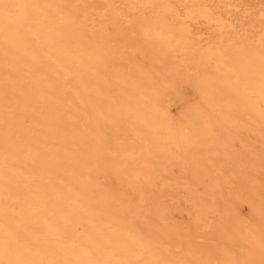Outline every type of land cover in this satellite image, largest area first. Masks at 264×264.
Segmentation results:
<instances>
[{"label": "rangeland", "instance_id": "rangeland-1", "mask_svg": "<svg viewBox=\"0 0 264 264\" xmlns=\"http://www.w3.org/2000/svg\"><path fill=\"white\" fill-rule=\"evenodd\" d=\"M234 4L227 40L198 22L191 42L131 0H0V247L25 264L81 248L83 264H264V103L216 63L264 54V0Z\"/></svg>", "mask_w": 264, "mask_h": 264}, {"label": "bare ground", "instance_id": "bare-ground-1", "mask_svg": "<svg viewBox=\"0 0 264 264\" xmlns=\"http://www.w3.org/2000/svg\"><path fill=\"white\" fill-rule=\"evenodd\" d=\"M77 1L80 2V0ZM131 1L133 6V11L135 10L136 12L137 11L141 12L143 14H146V16L149 15L150 17H155L158 15L163 16L167 20V22H169L168 26H165L166 24L165 23L163 28H160L158 26L152 30L150 29V31L154 30L153 32L157 33L158 36L160 35V37H162L163 40L166 39V37H170L173 40H179V41H191V42L195 41L196 38L198 39L201 36H197L199 34V31H197L198 29L196 27L191 28L190 25L194 24L196 26L201 22L209 23L212 25V27H215L218 30L217 32H219L218 34L220 35V39L222 41L223 39L224 40L228 39V38L225 39L228 36L226 35L228 30L226 31L225 28L229 26L231 22L229 21L230 19L227 15L230 10V6H233L235 0H223V1L218 0V2H215L217 0L215 1L214 0H131ZM216 3L222 4L223 6L221 5V7H218L217 5H215ZM147 34H145L146 37L148 36ZM263 36L264 34H261L259 36V40L262 39ZM166 41L165 43H167ZM222 41L219 43L221 44ZM259 43H260L259 47H254L252 45H245L242 47L235 48L232 51L233 53L231 55L229 54L228 51L223 49L221 53L217 55L218 58H216V63L218 65H222L225 68L234 71V79L238 84H242L244 86V87L242 86V88H245V91L247 92L248 96L252 98L254 102L264 103V63L261 62L262 60H260L261 55H264L260 52L261 51L260 47L263 46V40H261ZM146 45H147L146 47L148 48L149 44ZM157 45L159 46L160 49L166 50V45L164 43H159ZM163 58L164 56L162 55L160 56V54L157 55L155 54L151 59L160 62L163 60ZM227 58L229 59V61L226 60ZM39 203L41 202H38V204ZM202 217H204V214ZM45 224H46V231L50 233V235L55 236L54 235L55 230H53V227L47 221H45ZM4 241L6 240L4 239ZM3 244L4 245L0 247V264H25L24 262L21 263V261L14 259L15 252H12V250L9 248V242L6 241ZM75 252L76 253L74 256H71L70 253H66V255L70 257V259L71 258L79 259L81 257V259L78 260L79 264H83L82 257L88 258L92 254L91 253L92 251L90 252L86 248L78 249ZM112 258L115 259L114 264L128 263L123 257H120L118 260H116L115 256ZM109 259L111 258L107 256L105 261ZM36 264H48V263L37 262Z\"/></svg>", "mask_w": 264, "mask_h": 264}]
</instances>
